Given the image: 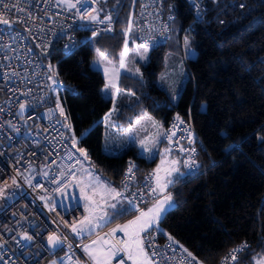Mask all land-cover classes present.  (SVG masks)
Returning <instances> with one entry per match:
<instances>
[{"label":"trees","instance_id":"obj_1","mask_svg":"<svg viewBox=\"0 0 264 264\" xmlns=\"http://www.w3.org/2000/svg\"><path fill=\"white\" fill-rule=\"evenodd\" d=\"M123 2L112 33L94 37L93 32L78 31L79 46L72 53L55 45L40 55L49 68L51 87L57 82L56 93L50 90V102L54 106L59 96L65 116L58 115L67 140L72 145L70 124L78 141L74 147L84 148L95 173L117 188L128 161H135L142 172L153 171L159 161L158 156L139 154L134 146L117 155L103 150L104 117L112 101L103 97L104 78L91 66L93 44L116 57L125 45L138 40L133 23L137 0H107L102 9ZM170 4L176 16L169 42L151 49L149 63L142 66L143 77H120V87L137 101L118 115L119 128L125 130L146 112L163 128L177 114L191 115L205 145L198 156L201 172L175 179L170 189L176 205L160 225L205 264H216L241 244L246 247L236 264H253L255 257L264 256V0L209 2L206 19L189 30L196 16L187 0ZM187 37L197 56L187 60L189 77L174 102L156 79L171 45L177 42L184 54ZM162 144L169 145L163 138ZM171 151L185 172L183 156ZM135 214L116 216L112 223Z\"/></svg>","mask_w":264,"mask_h":264},{"label":"built area","instance_id":"obj_2","mask_svg":"<svg viewBox=\"0 0 264 264\" xmlns=\"http://www.w3.org/2000/svg\"><path fill=\"white\" fill-rule=\"evenodd\" d=\"M106 1L89 0V6L96 9L92 15L99 18L96 22L81 20L76 10L81 5L69 9L66 0H5L7 6L0 7V15L13 24L0 23V264H49L51 261L94 264L83 247L100 238L112 246L115 253L108 264H118L121 257L125 264H133L121 243L127 242L129 236L123 232L111 234L118 222L92 235L77 234L72 227L81 229L85 218L81 207L63 212L45 203L77 178L80 155L67 140L64 125L50 102L49 68L40 55L48 53L55 45H60L67 54L72 53L79 46L78 31L112 33L124 2L117 8L103 10L101 3ZM170 1L137 0L133 23L140 44L155 49L169 42L176 16L171 11ZM216 1L187 0L196 16L188 30L202 22L197 19L194 2L202 10L204 21L209 2ZM108 16L110 21L106 20ZM109 26L111 31L105 30ZM21 103L25 104L23 112ZM163 140L183 156L184 167L185 161L190 162L189 158L195 160L198 167L191 171L185 167L188 175L200 174L198 156L205 145L190 114L175 115L163 130ZM192 148L196 150L194 154ZM130 164L134 165L133 178L126 181ZM119 188L122 199L133 200L137 211L149 208L157 197L162 199L174 191L170 189L161 194L153 171L142 172L135 161L127 162ZM152 188H156V193L151 192ZM23 234L32 239H23ZM49 235L66 238V242L53 248L48 244ZM169 236L160 223L158 228L153 226L145 232L144 249L153 264H205L193 254L196 259L192 260L183 249L191 251L184 245L181 248L182 244L171 236L178 242L173 243ZM244 248L235 253V260L230 258L232 249L216 264L238 263Z\"/></svg>","mask_w":264,"mask_h":264},{"label":"rangeland","instance_id":"obj_3","mask_svg":"<svg viewBox=\"0 0 264 264\" xmlns=\"http://www.w3.org/2000/svg\"><path fill=\"white\" fill-rule=\"evenodd\" d=\"M93 36L98 37L96 33H93ZM187 40L189 41V44L185 45L184 54H182L179 47L177 49V42H174L171 45V48L163 59V65L158 72L156 79L157 85L165 89L170 99L174 102L178 100L189 77L187 60L196 58L197 56V52L192 44V39L187 37ZM93 47L94 56L91 60V66L93 69L99 71L104 78V84L101 87L103 97L112 101V106L104 117L105 141L103 150L109 154H117L123 153L131 146H136L141 154L147 155L150 159L159 156V162L154 167L153 173L157 182V190L161 194H165L174 185L169 184L164 188L166 180L171 179L175 181L177 176H181L180 173H183L182 176H184L187 172H184V170L181 169V160L178 156L173 155L170 146L162 144L163 125L161 121L152 114L146 112L134 124L128 126L125 130H120L119 122L117 120L118 115H120L124 107L132 106L137 101L135 95L120 87V77L122 75L137 78L143 77L142 66L149 63L151 48L140 44L137 40L125 45L123 50L119 52L116 57H113L107 52L99 50L94 44ZM122 53L123 57L121 56ZM101 56L103 57V63H96L100 60ZM121 59L123 60L122 66ZM105 69H107V71H105ZM56 85L57 82L55 81L54 86L51 87L52 90L50 89L54 93L57 91ZM58 104L59 107L57 106ZM54 106L57 112L61 114L60 108H63V105L59 96L55 97ZM63 116H65V113ZM67 133L68 138L74 146V134L72 129L68 127ZM142 142L144 145L143 147L141 146ZM77 145L78 141L75 137V146ZM78 168H80L81 171L80 178H76V181L63 188L55 198L46 200L45 203L49 208H57L63 212L69 211L75 207H83L86 210V212L83 210L85 212V218L83 221L87 218H91V223H82L80 228L82 229L85 225V227L89 229L87 230L88 232H91L92 230L91 234H86L92 235L109 224H113V221L110 223L112 217L111 214L113 213L109 212L104 220H100L99 217L108 210L107 208H110L108 205L113 204L114 202L110 201L111 198H109L108 195L110 190L106 186L107 182L95 173L83 156L81 157ZM157 169H159L158 172ZM176 169H179V173ZM157 176L159 177V180L156 179ZM115 191L121 194L120 198L123 200L120 190L115 189ZM172 203L176 205L174 197ZM116 204L118 205L119 203L116 201ZM124 205H128V201H126ZM153 206L154 205L142 211H137L133 208L137 213L131 218L123 220L119 225H128L130 221L136 220L141 212H148ZM165 207L167 206L165 205ZM167 211L169 210H166L161 214L162 218ZM162 218L160 220H162ZM104 221H106L107 224H103ZM142 223L143 220L138 221L137 225L130 226L128 232L133 233L138 231ZM95 225L99 226L97 227ZM142 236L143 232H140L141 239ZM93 241H96V243H93ZM86 247H88V251H85ZM83 251L95 264L97 259L102 262H108L114 256L112 246L102 238L94 239L86 243L83 247ZM93 257H95V259ZM262 257L264 256L255 257L253 264H256V261ZM148 258L150 259L149 255ZM52 262L53 261L49 264H52Z\"/></svg>","mask_w":264,"mask_h":264},{"label":"snow or ice","instance_id":"obj_4","mask_svg":"<svg viewBox=\"0 0 264 264\" xmlns=\"http://www.w3.org/2000/svg\"><path fill=\"white\" fill-rule=\"evenodd\" d=\"M66 2L68 4L69 9L76 8L77 4L81 5V8H77L76 9L77 12L80 13V19L81 20H86L87 19V20H90V21H93V22L98 21V19H99L98 16L92 15V13L96 11V9L91 8L89 6V0H75V3H72L71 0H66ZM6 6L7 5L5 3V0H0V7H6ZM194 7H197V19L200 20V21H203L202 10H200L198 8V6L195 5V2H194ZM239 7L242 8V7H244V5L241 4V5H239ZM106 20L110 21L111 17L110 16L106 17ZM100 22H103V21H100ZM218 22L220 24L224 23V21L222 19L219 20ZM0 23L8 24L9 21L7 19H5L3 15H0ZM105 30L111 31V27L109 26ZM188 44H189V41L187 40V38H185V45H188ZM72 46H75V42H73ZM66 47H68V46H66ZM121 56L123 57V53L121 54ZM96 63H103V57L101 56L100 60L97 61ZM122 65H123V60L121 59V66ZM50 67H51V65H50ZM105 71H107V69H105ZM57 106L59 107V104ZM20 109H21V112H23L25 110V104L21 103ZM60 112H61L62 115L64 114V110H63L62 107L60 108ZM65 119H67V117H65ZM177 119H179V117H177ZM68 127L71 128V125L69 124ZM73 140H74V146H75V136H73ZM141 146L142 147L144 146L143 142H142ZM225 150L227 151L228 149H225ZM77 151L80 152L81 154H83L85 159L88 158L87 152H86V150L84 148H82V147L77 148ZM195 151H196L195 148L191 149V152L193 154L195 153ZM69 159H72L71 155H69ZM189 160H190V162L189 161H185V167L186 168H188L191 171V170L195 169L196 167H198V165L195 163L194 159L189 158ZM133 167H134V165L130 164L129 169H128L129 175H127L125 177L126 181L128 179H132L133 178L131 176V172H132V168ZM158 171H159V169H157V172ZM176 171L179 173V169H176ZM180 175L182 176L183 173H180ZM156 179L159 180V177L157 176ZM178 179H179V177H177V180ZM175 182L176 181H173L171 179L166 180L164 188H166L167 185H169V184H174ZM13 183H15V181H13ZM125 187L126 188L128 187L127 183H125ZM110 191L111 192H115V189H110ZM151 192L152 193H156V188H152ZM115 195L116 196H120V193L116 192ZM133 199H135V197ZM172 200H173V197H172L171 193H168L167 195H165L162 200L159 199V197H157L156 203L154 204L153 208L148 210V212H141L140 216L137 217L136 220L130 221L128 225H123V226L117 225L116 228L112 229V233L111 234H115L116 232H123V233H125L126 235L129 236V239H128L127 242H123L122 241L121 243H123V245H124V250L128 251L129 258L133 259V264H153V261H151L148 258L147 252H145L144 239H141L140 232L147 231V229L149 227H152L154 225L156 226V228H158L159 221L162 218L161 217V213L165 212L166 210H170L171 208H173L175 206L172 203ZM117 203H122V200L118 201ZM128 203L129 204H133V200H129ZM165 205L167 207H165ZM108 207H110L111 209H116L117 204L116 203L109 204ZM133 207H134V204H133ZM107 215H108L107 212H105L99 217V219L100 220H104ZM145 217H146V219H145ZM141 220H143V223L140 225L139 230L136 231V232H133V233H129L128 232L129 227L132 226V225H137L138 221H141ZM81 223H91V218H87L85 221H81ZM95 226L98 227L99 225H95ZM72 231L76 232L77 234H82L83 229H80L78 231L77 227L74 225L72 227ZM23 239L30 241L32 239V237L27 235V234H23ZM47 239H48V244L51 247H53V248L60 247V246H62V244L64 242H66V238H64L62 240L60 237H58L56 235H49ZM145 239H147V237H145ZM169 239L172 240L173 243H178L171 236H169ZM93 243H96V241H93ZM149 243H151V240H149ZM69 247H70V245H69ZM180 247L183 248V245H180ZM243 247H246V245H242L240 248L233 249L232 250L233 254L230 256V258L232 260H235L236 259L235 253L242 251ZM183 250H184V252L187 253V255L189 257L192 258V260L196 259L194 256H192L191 252H188V250L186 248L183 249ZM85 251H88V247L85 248ZM152 255L154 256L155 253L153 252ZM93 258L95 259V257H93ZM52 264H56V261H53ZM96 264H107V261H103L102 262L101 260L97 259L96 260ZM118 264H125V262H124L122 257H121L120 261L118 262ZM256 264H264V257H262L259 260H257Z\"/></svg>","mask_w":264,"mask_h":264},{"label":"crops","instance_id":"obj_5","mask_svg":"<svg viewBox=\"0 0 264 264\" xmlns=\"http://www.w3.org/2000/svg\"><path fill=\"white\" fill-rule=\"evenodd\" d=\"M164 129V128H163ZM163 133V132H162ZM105 141V140H104ZM136 147V146H135ZM104 148V147H103ZM137 148V147H136ZM137 150H138V148H137ZM106 153V152H105ZM138 153L139 154H141L140 152H139V150H138ZM107 154H109V153H107ZM117 154H121V153H117ZM116 154V155H117ZM110 155H113V154H110ZM141 155H143V156H146L147 158H149L147 155H144V154H141ZM159 157V156H158ZM80 161H81V157H80ZM79 161V162H80ZM79 162H78V164H77V179L78 178H80V176H81V171H80V168H78V165H79ZM159 162V161H158ZM181 167V166H180ZM97 174V173H96ZM98 175V174H97ZM100 176V175H99ZM101 177V176H100ZM178 177V176H177ZM176 177V178H177ZM103 178V177H102ZM77 179H75L74 181H76ZM106 182H107V188L110 190V189H116V190H120V188H117V187H114V186H112L105 178H103ZM73 181V182H74ZM73 182H71V183H73ZM156 184H157V182H156ZM69 185V184H68ZM66 187V186H65ZM64 187V188H65ZM63 189V188H62ZM61 189V190H62ZM117 191H115V192H111L110 191V193H108V195H109V198H111L110 199V201L111 202H114V203H116V201L118 202V201H121V194H120V196H116L115 195V193H116ZM120 192H121V190H120ZM107 203V202H106ZM126 203V201L125 200H122V203H119L118 205H117V207H116V210L115 209H111V208H107L106 210L107 211H105V212H107V214H109V212H111V213H113V214H111L112 215V217H111V220H110V223H111V221H114V217H116L117 216V218H119V217H121V216H123V215H127L129 212H131V211H135L134 209H135V207H133V205L132 204H129L128 203V205H124ZM79 207H81V206H79ZM134 208V209H133ZM82 209L86 212V210L82 207ZM104 212V213H105ZM168 212V211H167ZM166 212V213H167ZM135 213H137V211H135ZM162 214V213H161ZM132 217V216H131ZM131 217H129V218H131ZM129 218H127V219H129ZM107 220H108V218H107ZM120 222H122V221H120ZM120 222H118V223H120ZM161 222V220L159 221V223ZM103 224H107L106 223V221H104L103 222ZM155 226V225H154ZM153 227V226H152ZM152 227H149L147 230H149V229H151ZM82 229H83V232H85V233H91L92 232V230H91V232H88L87 230H89V229H87L86 227H85V225L82 227ZM145 232L146 231H144L143 232V236H142V239H144V235H145ZM113 253H114V251H113ZM86 254V253H85ZM115 257V253H114V256L107 262V264L113 259ZM92 261V260H91ZM93 262V261H92ZM94 263V262H93ZM95 264V263H94Z\"/></svg>","mask_w":264,"mask_h":264},{"label":"water","instance_id":"obj_6","mask_svg":"<svg viewBox=\"0 0 264 264\" xmlns=\"http://www.w3.org/2000/svg\"><path fill=\"white\" fill-rule=\"evenodd\" d=\"M8 26H13V24L12 23H8L7 24ZM48 81H49V84H50V86H52L53 85V81H52V79L51 78H49L48 79ZM76 150H77V148H76ZM78 152V151H77ZM79 153V155H80V157H82L83 156V154H81L80 152H78Z\"/></svg>","mask_w":264,"mask_h":264}]
</instances>
